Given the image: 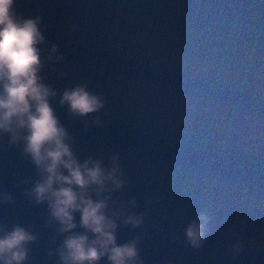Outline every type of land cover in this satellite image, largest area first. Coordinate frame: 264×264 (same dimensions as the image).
Masks as SVG:
<instances>
[{"label": "water", "instance_id": "obj_1", "mask_svg": "<svg viewBox=\"0 0 264 264\" xmlns=\"http://www.w3.org/2000/svg\"><path fill=\"white\" fill-rule=\"evenodd\" d=\"M14 8L40 18L38 74L55 92L49 104L73 155L118 165L119 188L88 189L107 197L117 244L135 240L137 264H264V0H16ZM77 85L101 98L98 111L81 116L60 103ZM22 149L0 133V225L35 237L22 264H61L67 233L47 201L30 195L42 174ZM129 215L141 223H126ZM74 216L73 231L83 232ZM192 221L203 225L199 247L185 238Z\"/></svg>", "mask_w": 264, "mask_h": 264}, {"label": "clouds", "instance_id": "obj_2", "mask_svg": "<svg viewBox=\"0 0 264 264\" xmlns=\"http://www.w3.org/2000/svg\"><path fill=\"white\" fill-rule=\"evenodd\" d=\"M15 2L0 0V133H9L13 142L21 139L23 153L42 174L30 195L36 203L47 201L50 216L60 225V232L67 233L60 249L61 264H96L102 256L109 264H137L136 241L116 242V223L105 212L107 197L93 199L88 191L92 188L99 196L109 181L113 188H119L122 181L117 176L118 165L113 163L106 170L99 160L80 162L73 155L65 142L66 131L49 104L48 98L55 92L41 82L38 74V45L44 40L40 18L18 15ZM52 51H56L55 45ZM60 103L83 116L98 111L103 101L84 85H77L64 89ZM74 213H79L83 232L73 231L77 227ZM141 221L140 216L133 215L125 220L134 227ZM0 233V264H22L25 245L35 237L20 225L11 230L0 225ZM184 233L189 245L200 246L202 224L192 221Z\"/></svg>", "mask_w": 264, "mask_h": 264}]
</instances>
